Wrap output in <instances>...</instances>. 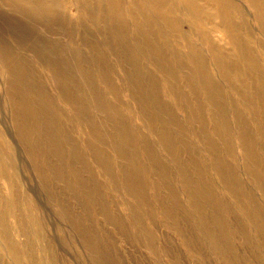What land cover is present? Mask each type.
Returning a JSON list of instances; mask_svg holds the SVG:
<instances>
[{"label": "rangeland", "instance_id": "obj_1", "mask_svg": "<svg viewBox=\"0 0 264 264\" xmlns=\"http://www.w3.org/2000/svg\"><path fill=\"white\" fill-rule=\"evenodd\" d=\"M3 1L0 8L4 12ZM246 7L247 18L251 19L252 9L248 4ZM66 8L51 14L28 1L15 0L11 12L15 18V50L31 60L24 65L35 69L30 73L36 86L32 89L41 90L37 95L45 94L49 100L46 108L53 116L58 110L64 117L49 120L58 127L57 139L47 134V151L42 148L39 152L44 166L36 170L25 143L14 132L12 122L19 112L9 105V79L0 72V130L6 140L0 143V234L4 233L0 237V264H14L2 249L4 245L18 249L19 261L15 264H43L42 260L44 264H264V177L254 174V164L241 155L242 143L236 130H229L227 144L219 138V125L230 126L238 119L246 122L255 143L262 144L263 137L253 126L247 107H243L244 96L235 91L231 94L228 84L220 85L224 111L212 117L208 99L192 93L174 74L178 82L177 97H170L174 107L168 105L166 114L162 111L160 117L155 111L162 110L159 102L166 106L167 90L158 84L155 94H146L141 83L147 72L152 73L154 81L162 73L149 66L144 56L138 61L142 70L135 73L133 66L124 62L126 58L116 54L120 50L130 54L142 48L148 51L156 39L134 35L132 30L119 32L111 21L94 25L93 16L84 15L83 8ZM0 14V28L8 36ZM188 23L182 18L179 29L184 30ZM209 31V27L206 31L195 28L191 30L194 35L188 31L189 36L182 39L165 32L173 45L167 47V54L192 69L186 58L192 49L203 55L209 73H218L206 52ZM228 34L218 36L217 47L234 58L230 64L246 69L247 64L239 61L241 56L226 41ZM186 39L190 46L185 45ZM138 40L145 45L139 47ZM94 49L104 50V60L94 57ZM55 62L69 72L78 100L65 97L63 75L56 77L49 70ZM233 71L235 79L238 75L245 82V72L232 69L230 73ZM148 80L153 82L150 77ZM196 84L200 91L202 83ZM166 87H173L170 80ZM24 88L29 90V85ZM113 88L123 95L117 96ZM247 97L253 103V97ZM98 100L111 109L102 112ZM189 104L197 117L185 120ZM233 106L244 116H233ZM174 108L181 124L170 128L172 120L177 121ZM103 117L106 124L100 121ZM40 121L45 119L41 117ZM171 132L181 139L179 146L172 143ZM164 136L171 139L174 148L165 144L169 143ZM9 143L17 154L25 184L10 191L7 177H1ZM129 154L145 168L143 176L137 175ZM263 155L260 153L264 161ZM213 157L219 159V174L204 173L210 164L208 158ZM27 194L33 202L31 209L25 206ZM11 208H15V218ZM30 213L44 218L43 242L38 243L35 235L39 231L29 225Z\"/></svg>", "mask_w": 264, "mask_h": 264}, {"label": "bare ground", "instance_id": "obj_2", "mask_svg": "<svg viewBox=\"0 0 264 264\" xmlns=\"http://www.w3.org/2000/svg\"><path fill=\"white\" fill-rule=\"evenodd\" d=\"M24 1L26 3L28 1L32 7L33 5H38L44 9L45 13L51 14L58 8L62 9L63 7L65 9H67L66 7H77L78 9L83 8L84 15L88 14L93 16L91 23L94 25L104 24L103 20L107 22L111 21L112 27L118 29L119 32L130 33L132 30L134 35H141V37L150 36L152 40L156 39L160 41V44H157L156 40L155 42L150 43L149 45L151 49L148 51H144L142 48L135 50L131 54L123 50L116 52V54L120 57L126 58L124 62L133 66L135 73L141 69L138 67L139 57L141 56L148 59L149 66L162 73L157 74V78L154 81L152 73L147 72L144 76L145 81L141 83L142 89L145 90L146 94L148 92L155 94V87H158L159 85H162V87L167 90L164 91V97L169 98L166 102V106H162L158 99L162 108V110L158 108L155 111L158 116L162 117V111L166 114V107L168 105H172L174 107L170 98L171 96L177 97L175 91H177L178 82L177 78L173 77L174 74L180 76V79L187 83L185 85L188 90L193 91L192 93H199L208 99V107L209 110L211 109L210 112L212 111V113H210L211 116L218 115L224 111L223 101L225 98L222 91L219 89V86L222 84H228L231 87V89H229L231 94H234L235 91L237 94L244 96V99L240 97L243 99V107H247V110L250 112L252 117L250 118L253 126L256 128L258 134L264 138V0H84V2L83 0L80 2H74V0ZM239 1L241 4L238 3ZM3 3L6 5L4 8L7 9V11L4 9L3 12L0 8V13L3 14V20L7 24L8 36L3 34L4 30L0 28V72L9 79L6 85V94L9 95V98H7L9 105L13 111L16 109L19 112L12 122L14 123V132L18 134L21 143H25V151L34 163L36 170H40L44 165L39 159V152L42 148L46 150L45 143L47 141V134L49 133V137L57 139L58 127L53 121L49 120L52 119V117L53 119H63L64 115L57 110V115L53 116L46 108L49 104V100L46 99L45 94L43 95L42 92L37 95L41 90L38 88L32 89L36 86H33L32 84L30 73L35 69L24 65V63H29L28 61L31 60L25 58L23 54L19 53L20 51L15 50V18L11 13L15 10V0H4ZM246 4H248V7L252 9L253 14H250V16H252L251 19L247 18L249 13L247 12ZM182 18H186L189 22L188 27L184 28V30L179 29V23ZM117 26L119 28H117ZM208 27L210 31L207 34L208 44L206 52L211 56L214 64L213 68L217 69L219 71L218 73H209L208 71L210 69H206L204 66L205 58L203 55L192 52V49L186 56L189 64L192 65V69L190 66L183 65L182 62H177L176 58L172 57L171 59L169 57L167 54V47L172 44L167 40L165 32L174 34L177 37L180 35L179 37L182 39L189 36V34H187L188 31L191 32V30H194L195 28H201L203 31H206ZM191 33L193 34V32ZM226 34H228L226 41L230 43L231 46L235 48L234 50L241 56L239 61L247 64L246 69H240L238 67H234L233 64H230L235 62L234 58L231 57V55L224 53L223 51L225 49L217 47L220 45H216L218 36L225 37ZM111 35L115 36L114 34ZM154 36H156V38H154ZM116 37L119 36L117 35ZM227 42L226 44H228ZM137 43L139 47L145 45L141 40H138ZM185 45H191L188 39H186ZM94 50V57L97 60H104V50ZM144 52H148L149 54L147 55ZM125 54H129L130 56L128 57ZM176 56L179 60H182L180 54H177ZM48 58L49 57H46V59ZM83 68L86 70L89 69L86 65H84ZM232 69L245 72L247 74L244 79L245 82H243V77L238 75L235 79V71H233V74L230 73ZM49 70L53 71L56 77L61 74L63 75L65 82L63 84L66 88L65 97L71 98L72 101H76L80 98L78 95H73L77 92V88L72 82H70V77L68 76L69 72L66 69L58 66L57 62H55V65H52ZM188 72L191 73L187 74ZM192 73L195 74L194 76H196V78L192 77ZM185 74L186 76L183 77ZM136 76L139 77L141 74ZM148 77H150L153 82L149 81ZM169 80L171 81L173 87H166ZM229 81L233 84L229 83ZM197 82L202 83L200 85V91L203 90L207 96L198 90L196 86ZM26 83L29 85V90H27L28 88H24L23 91L22 86H25ZM185 85L183 86V89ZM113 89L115 90L117 96L123 95H121L118 89ZM129 92H133V90H130ZM247 95L253 97V103ZM97 102L100 107H103L102 112H106L108 109H111L109 104H105L99 100ZM186 108L189 112H185V120H190L192 116L197 117L193 114L194 107L191 104L186 106ZM232 108L235 109L233 116H236L237 113L240 116H244L243 111L238 109L237 106H233ZM168 109L173 110L172 107H168ZM174 111L177 121L172 120V124L169 125L170 128H175L178 124H181L178 112L175 108ZM19 117L20 119H18ZM41 117L45 119V121L41 122ZM105 118L106 117L100 118V121L105 123ZM192 120H194V118H192ZM1 124L2 121L0 120V125ZM230 129L236 130V132L239 133L238 136L241 139V149L243 152L241 155L247 159L248 162H252L254 164L255 168L253 173L257 174L259 177H264V161L260 158V153L264 154V139L260 138L262 141L261 145L263 146L256 144L255 136L247 127L246 122L234 119V122L230 126L224 123L221 124V127L219 125V138L226 144L228 143V137H230L231 134H228ZM120 131L125 133L127 132V129L121 128ZM169 136L173 139L172 143L178 144L179 146L181 139L177 136V134H173L171 132ZM164 137L165 140H167L166 136ZM126 138H128V136H126ZM3 141L6 140H4L0 130V143H3ZM167 141L169 144H165L170 148H174L171 144V139ZM26 144L30 146V150H28ZM209 150L212 151L215 150V148H209ZM63 151L66 154L64 146ZM5 155L6 156H4L2 160L4 170L1 177H7L6 182L9 184L8 191L15 189V187L19 188V186L24 188L25 184H23V179L20 177V164L16 161L17 154L15 152L14 155L12 144H8L7 153ZM129 158L134 165V170L137 175L143 176L145 174V168L141 164H138L135 157H132L130 154ZM208 163L210 164L206 166L204 173L205 171L207 173L216 171L219 174V159L217 157L208 158ZM37 176L45 177L43 175ZM208 177H211V175L208 174ZM32 205L33 202L27 194V197L25 198V206L30 208ZM11 213L15 218V208H11ZM44 222L43 217L40 218L37 214L30 213L29 225L30 227L37 228L39 231L35 235L38 243L44 241V237L42 235L44 227L46 229V223L44 224ZM0 237H4V233L0 234ZM1 240L2 238H0V242ZM2 249L10 255L14 264L16 262L18 263V249H12L6 245H4ZM41 254L44 255V252ZM42 263L44 264L43 260Z\"/></svg>", "mask_w": 264, "mask_h": 264}]
</instances>
